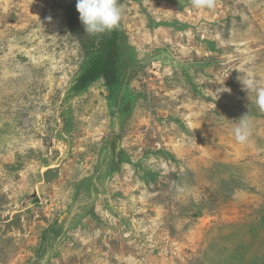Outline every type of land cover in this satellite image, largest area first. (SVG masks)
<instances>
[{"label": "rangeland", "instance_id": "1", "mask_svg": "<svg viewBox=\"0 0 264 264\" xmlns=\"http://www.w3.org/2000/svg\"><path fill=\"white\" fill-rule=\"evenodd\" d=\"M76 3L0 0V264H264V0H119L84 90Z\"/></svg>", "mask_w": 264, "mask_h": 264}, {"label": "clouds", "instance_id": "2", "mask_svg": "<svg viewBox=\"0 0 264 264\" xmlns=\"http://www.w3.org/2000/svg\"><path fill=\"white\" fill-rule=\"evenodd\" d=\"M191 4L196 9L212 10L216 7V0H191ZM76 8L85 32L90 35L116 30L123 19V8L119 0H77ZM239 79L243 89L249 94L250 100L252 93L255 92V104L261 111H264V87L246 74ZM232 132L238 143H249L252 135L249 114L236 121Z\"/></svg>", "mask_w": 264, "mask_h": 264}, {"label": "trees", "instance_id": "3", "mask_svg": "<svg viewBox=\"0 0 264 264\" xmlns=\"http://www.w3.org/2000/svg\"><path fill=\"white\" fill-rule=\"evenodd\" d=\"M76 15L79 17L78 11ZM70 17V28L80 37L87 53L85 70L76 82L77 89L84 90L88 84L100 79L111 86L119 83L122 79L119 59L121 29L118 27L111 32L90 35L85 32L80 18Z\"/></svg>", "mask_w": 264, "mask_h": 264}]
</instances>
